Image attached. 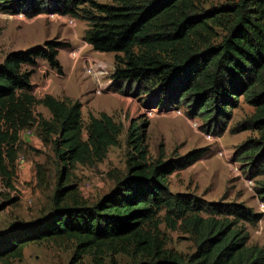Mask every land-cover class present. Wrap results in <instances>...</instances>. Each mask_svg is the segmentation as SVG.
Returning a JSON list of instances; mask_svg holds the SVG:
<instances>
[{
    "label": "trees",
    "instance_id": "16d2710c",
    "mask_svg": "<svg viewBox=\"0 0 264 264\" xmlns=\"http://www.w3.org/2000/svg\"><path fill=\"white\" fill-rule=\"evenodd\" d=\"M206 3L0 0V7L9 11L12 6L29 17L53 9L87 21L83 40L95 52L115 55L112 92L122 91L125 84H136L146 94L166 89L162 93L175 103L195 99L191 111L198 110L197 115L207 122L236 107L241 95L252 98L257 111L245 126L258 136L241 146L240 153L248 161L250 175L262 178L264 0H238L204 9ZM219 31L225 33L221 40ZM64 47V43L48 41L12 52L0 64V178L13 187L25 130L36 129L43 143L52 146L59 168L53 210L1 233L0 261L21 260L30 244L69 240L75 243L78 264L86 256H91L93 264H106L107 257L110 264H118L115 255L133 256L139 259L137 264H264V248L251 241L248 230V225L255 227L263 219V213L244 204L206 202L171 191V176L194 165L205 150L176 160L150 161L139 128H131L127 143L133 152L126 173L110 175L115 185L107 195L89 205L78 185H67L70 169L96 166L120 145L124 127L107 113L90 115L85 123L79 100L36 96L33 77L38 62L46 61L63 74L58 56ZM155 102L152 95L148 105ZM39 106L49 112V119L36 112ZM36 171L40 183H46L44 165H37ZM259 191L264 197V180ZM162 225L189 236L195 251L185 256L167 249Z\"/></svg>",
    "mask_w": 264,
    "mask_h": 264
},
{
    "label": "rangeland",
    "instance_id": "374dc122",
    "mask_svg": "<svg viewBox=\"0 0 264 264\" xmlns=\"http://www.w3.org/2000/svg\"><path fill=\"white\" fill-rule=\"evenodd\" d=\"M95 1L112 3V0ZM237 1L207 0L204 9ZM24 5L23 9H26L28 4ZM79 8H86V5ZM19 13L16 9L12 10V6L9 11L0 7V64L12 52L44 46L48 41L64 43L66 47L59 49L58 56L63 74L52 70L46 61L38 62L33 77L36 96L53 94L60 99L79 100L83 104L85 123L90 115L99 117L101 113H107L124 127L120 145L111 148L102 163L96 166L76 165L70 169L67 185H78L84 201L89 205L96 203L114 188L115 182L110 175L126 173L129 154L133 152L127 143L129 130L139 128L150 161L159 158L176 160L192 151L205 150L203 157L194 165L171 176L170 189L173 193L192 194L206 202L244 204L255 213L264 214V197L259 191L264 177L253 178L248 161L240 153L241 146L258 136L246 127L257 111L252 98L241 95L236 107L226 111L224 116L207 122L197 115L198 110L191 111L195 99L175 103L163 94L166 89L157 88L146 94L136 84H125L120 92H112L108 88L103 92L97 88V82L87 75L84 65L89 62L88 59L100 60L108 65L112 77L115 55L95 52L83 40L89 27L87 21L53 9L31 17L25 11ZM224 35L219 31L218 38L221 40ZM70 51L80 53L70 56ZM108 79L105 77L102 83L105 84ZM152 95H156L157 102L148 105ZM36 112L46 119L50 118L49 112L41 106ZM21 140L24 147L17 161L13 187H7L0 178V234L20 222H34L54 208L53 195L58 185L59 168L52 146L43 143L36 129L30 133L23 131ZM219 151L225 152L226 157H221ZM231 157L234 164L230 163ZM37 165H44L46 183H40ZM161 229L167 249L185 256L195 251V244L189 236L165 225ZM248 230L251 241L264 248V217L255 227L248 225ZM75 253V243L69 240L30 244L21 260L7 259L0 264H78L74 260ZM114 259L118 264H137L139 261L125 255H115ZM82 262L93 264L91 256L82 258ZM105 262L110 264V258L107 257Z\"/></svg>",
    "mask_w": 264,
    "mask_h": 264
},
{
    "label": "built area",
    "instance_id": "2783aa9c",
    "mask_svg": "<svg viewBox=\"0 0 264 264\" xmlns=\"http://www.w3.org/2000/svg\"><path fill=\"white\" fill-rule=\"evenodd\" d=\"M77 53H80L78 51H70V56H76ZM84 65V70L86 71L87 75L91 77L95 82H97V88L101 91H105L111 84H112V77L111 73L109 71V67L106 63L100 61V60H90ZM105 77H108V81L103 84L104 82L102 79ZM197 125V124H196ZM32 130H25V132H31ZM210 136V135H209ZM221 157L225 156L226 153L223 151H219L218 153ZM230 163H233L232 157L230 158Z\"/></svg>",
    "mask_w": 264,
    "mask_h": 264
},
{
    "label": "clouds",
    "instance_id": "9594fccd",
    "mask_svg": "<svg viewBox=\"0 0 264 264\" xmlns=\"http://www.w3.org/2000/svg\"><path fill=\"white\" fill-rule=\"evenodd\" d=\"M112 75H113V74H112ZM111 79H112V78H111ZM112 83H113V80H112ZM111 85H112V84H111ZM111 85H110V86H111ZM110 86L108 87V89L110 88ZM263 201H264V200H263Z\"/></svg>",
    "mask_w": 264,
    "mask_h": 264
},
{
    "label": "crops",
    "instance_id": "0c3cea01",
    "mask_svg": "<svg viewBox=\"0 0 264 264\" xmlns=\"http://www.w3.org/2000/svg\"><path fill=\"white\" fill-rule=\"evenodd\" d=\"M41 87H39L38 89L40 90ZM53 95V94H52ZM55 96V95H54Z\"/></svg>",
    "mask_w": 264,
    "mask_h": 264
}]
</instances>
